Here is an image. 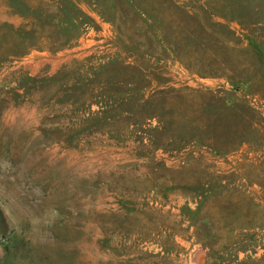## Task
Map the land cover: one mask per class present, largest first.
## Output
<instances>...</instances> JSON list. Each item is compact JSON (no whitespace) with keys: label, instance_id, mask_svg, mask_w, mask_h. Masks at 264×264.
I'll return each instance as SVG.
<instances>
[{"label":"rangeland","instance_id":"obj_1","mask_svg":"<svg viewBox=\"0 0 264 264\" xmlns=\"http://www.w3.org/2000/svg\"><path fill=\"white\" fill-rule=\"evenodd\" d=\"M0 264H264V0H0Z\"/></svg>","mask_w":264,"mask_h":264}]
</instances>
